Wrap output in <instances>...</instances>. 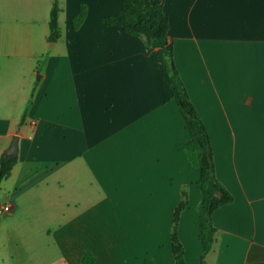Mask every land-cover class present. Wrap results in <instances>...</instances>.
<instances>
[{"label": "crops", "instance_id": "obj_1", "mask_svg": "<svg viewBox=\"0 0 264 264\" xmlns=\"http://www.w3.org/2000/svg\"><path fill=\"white\" fill-rule=\"evenodd\" d=\"M61 35L49 40L53 2ZM122 0H0V264H185L202 252L198 170L156 48L107 26ZM207 128L215 173L234 195L212 218L204 264H264V0H153ZM86 16L78 28L80 7ZM176 43L173 45V43Z\"/></svg>", "mask_w": 264, "mask_h": 264}, {"label": "trees", "instance_id": "obj_2", "mask_svg": "<svg viewBox=\"0 0 264 264\" xmlns=\"http://www.w3.org/2000/svg\"><path fill=\"white\" fill-rule=\"evenodd\" d=\"M61 8L54 1L49 15V40L55 41L61 35L58 14ZM86 16V7L82 5L72 22L78 28ZM107 26H118L122 31L136 37H142L147 46L156 48V58L161 76L171 91L185 120L188 139L184 144V153L190 167L198 170L196 186L200 190V202L197 206L199 241L202 252L197 264H204L217 232L212 214L220 206L232 203L234 195L218 179L215 173L214 154L207 128L200 113L192 103L189 91L184 85L181 73L175 65L174 53L168 47L169 18L163 10L162 2L153 0H122L118 13L103 18ZM16 155H0V182L10 174L16 163ZM186 201L181 200L173 210L172 230L170 234L171 252L174 264H185L184 250L177 237V225ZM94 258L89 252L81 256L80 264H93ZM143 264H158L152 258H146Z\"/></svg>", "mask_w": 264, "mask_h": 264}, {"label": "water", "instance_id": "obj_3", "mask_svg": "<svg viewBox=\"0 0 264 264\" xmlns=\"http://www.w3.org/2000/svg\"><path fill=\"white\" fill-rule=\"evenodd\" d=\"M50 43H52V41H50ZM17 147H18V136L17 135H13L12 139H11V142L9 144V147L6 149L5 153L7 155H16Z\"/></svg>", "mask_w": 264, "mask_h": 264}, {"label": "built area", "instance_id": "obj_4", "mask_svg": "<svg viewBox=\"0 0 264 264\" xmlns=\"http://www.w3.org/2000/svg\"><path fill=\"white\" fill-rule=\"evenodd\" d=\"M10 210V205L9 204H4V205H1L0 207V211L3 212V213H6Z\"/></svg>", "mask_w": 264, "mask_h": 264}, {"label": "rangeland", "instance_id": "obj_5", "mask_svg": "<svg viewBox=\"0 0 264 264\" xmlns=\"http://www.w3.org/2000/svg\"><path fill=\"white\" fill-rule=\"evenodd\" d=\"M176 43V41L173 43V45ZM174 47V46H173ZM173 47L172 46H170V48L173 50V53H174V61H175V65H176V59H175V51H174V49H173ZM176 67H177V65H176ZM178 68V67H177Z\"/></svg>", "mask_w": 264, "mask_h": 264}]
</instances>
